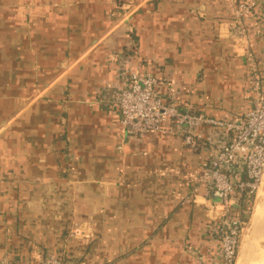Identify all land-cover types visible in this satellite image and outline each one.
Instances as JSON below:
<instances>
[{"label":"crops","instance_id":"0c3cea01","mask_svg":"<svg viewBox=\"0 0 264 264\" xmlns=\"http://www.w3.org/2000/svg\"><path fill=\"white\" fill-rule=\"evenodd\" d=\"M258 4L249 48L263 66ZM230 21L227 0H0V263L209 260L218 214L207 187L196 201L193 190L219 133L202 129L195 148L176 128L134 137L116 102L140 71L185 111L245 116L254 95ZM260 240L253 264H264Z\"/></svg>","mask_w":264,"mask_h":264},{"label":"built area","instance_id":"2783aa9c","mask_svg":"<svg viewBox=\"0 0 264 264\" xmlns=\"http://www.w3.org/2000/svg\"><path fill=\"white\" fill-rule=\"evenodd\" d=\"M227 1L231 11L230 35L237 51H243L246 58L254 95L251 109L245 116L224 121L185 111L171 88L169 101H163L157 90L159 81L140 71L128 74L126 86L116 102L124 130L134 137L174 133L173 128H176L185 144L195 148L202 140V129L210 128L219 133V140L212 142L214 148L208 166L193 190V201H196L200 187H207L206 206L218 214L217 223L208 231L209 238L206 239L209 247L211 245L209 260L197 255L195 264L237 263L250 205L264 176V65L254 60L248 33V21L257 16L259 4L258 0ZM260 19L264 24V19ZM168 122L172 127L166 130ZM214 192L221 193V204L214 203L210 197ZM242 206L246 214L236 209ZM73 234L78 235L79 230L75 229ZM36 264L75 263L58 254H49Z\"/></svg>","mask_w":264,"mask_h":264},{"label":"water","instance_id":"95a60500","mask_svg":"<svg viewBox=\"0 0 264 264\" xmlns=\"http://www.w3.org/2000/svg\"><path fill=\"white\" fill-rule=\"evenodd\" d=\"M264 200V199H263ZM261 201V205L264 204V201ZM213 201L216 204L222 203L221 193L214 192L213 193ZM253 214L251 216V219L249 220V231L247 236L245 237V240L243 242L242 248H240L239 251V264H250L253 260V254L255 251H259L260 248V239L261 231L259 226L254 225V219Z\"/></svg>","mask_w":264,"mask_h":264},{"label":"rangeland","instance_id":"374dc122","mask_svg":"<svg viewBox=\"0 0 264 264\" xmlns=\"http://www.w3.org/2000/svg\"><path fill=\"white\" fill-rule=\"evenodd\" d=\"M261 194H263V196H261V198H260ZM263 199H264V177L262 179V182L260 184L258 192H256V194H255V196L253 198V201L251 202V205H250L251 209H250L249 214H248L247 225H246L245 231L243 233V237H242V242H241L240 248H242L243 242L245 240V237L248 234V231H249V220L251 219L252 214H253V217H255L256 214L264 213V204H262V205L260 204ZM260 241H262V240H260ZM260 245H262V242L260 243ZM253 261H254V258H253ZM251 264H253V262Z\"/></svg>","mask_w":264,"mask_h":264},{"label":"bare ground","instance_id":"6f19581e","mask_svg":"<svg viewBox=\"0 0 264 264\" xmlns=\"http://www.w3.org/2000/svg\"><path fill=\"white\" fill-rule=\"evenodd\" d=\"M264 177V176H263ZM263 179V178H262ZM262 182V181H261ZM261 184V183H260ZM261 231V236L259 238L262 237V235L264 234V218L262 219V221L260 222V224L258 225ZM255 254V253H254ZM254 254H253V258H254ZM253 262V260L251 261V263ZM250 263V264H251Z\"/></svg>","mask_w":264,"mask_h":264},{"label":"trees","instance_id":"16d2710c","mask_svg":"<svg viewBox=\"0 0 264 264\" xmlns=\"http://www.w3.org/2000/svg\"><path fill=\"white\" fill-rule=\"evenodd\" d=\"M243 210V209H242ZM244 211V210H243ZM246 212V211H245ZM245 212H244V214H245ZM67 261V260H66Z\"/></svg>","mask_w":264,"mask_h":264}]
</instances>
